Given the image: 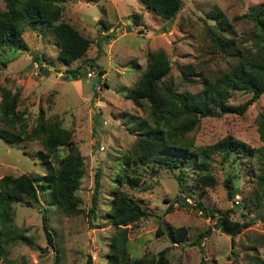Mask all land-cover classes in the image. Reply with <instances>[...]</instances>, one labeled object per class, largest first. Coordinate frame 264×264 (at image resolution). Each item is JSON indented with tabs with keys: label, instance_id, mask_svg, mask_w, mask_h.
I'll return each instance as SVG.
<instances>
[{
	"label": "rangeland",
	"instance_id": "1",
	"mask_svg": "<svg viewBox=\"0 0 264 264\" xmlns=\"http://www.w3.org/2000/svg\"><path fill=\"white\" fill-rule=\"evenodd\" d=\"M56 2L60 19L88 38L85 51L65 63L57 55L56 37L48 25H25L11 45L0 46V91L6 88L15 97L23 127H30L38 108H42L44 116L70 130L84 164L74 190L83 211L65 215L39 187L38 176L45 172V165L38 154L43 148L36 139L9 142L0 136V176L25 172L33 177L54 244L52 247L45 239L38 205L16 202L12 205V223L26 240L1 244L0 264H84L87 254L91 264H107L108 245L116 234L108 208L117 191H123L140 211L136 219L123 225L125 252L130 260H140L137 264H155L157 252L164 246L166 264H264V181L257 178L264 169V157L257 147L264 140L259 138L255 123L257 112L264 113V92L240 114L199 116L197 127L189 132L197 151L183 165L185 188L208 208L227 210L229 219L247 220L237 234L230 236L213 226L214 218L191 206L192 197L178 188L176 168L132 161L139 122H150L146 100L132 99L147 52L164 49L169 68L163 80L170 90L194 92L202 86L203 77L238 60L232 51L213 46L211 36L218 34L222 41L250 45L252 22L242 13L252 6L264 7V0H180L170 22L146 9L139 0ZM3 6L0 0V8ZM213 8L222 12L223 25L210 15ZM132 14H137L136 22H131ZM34 56H42L47 64L36 63ZM77 65V78L62 76L65 69ZM95 67L104 71L97 74ZM249 95L234 90L225 99L237 104ZM211 108L218 110L217 105ZM224 135L250 148L242 146L222 157L213 145ZM55 151L62 155L66 146L58 144ZM126 155L127 163L123 161ZM201 163L205 167L198 169ZM96 171L99 187L95 216L90 219L96 226L92 227L85 211ZM206 175L213 178V183L200 184V177ZM132 176L138 180L131 185L126 178ZM228 176L225 185L223 178ZM228 190L232 196H228ZM175 196L189 205L175 201ZM157 228L162 232L157 234ZM204 231L205 236L199 237ZM170 233L180 239L172 241Z\"/></svg>",
	"mask_w": 264,
	"mask_h": 264
},
{
	"label": "trees",
	"instance_id": "2",
	"mask_svg": "<svg viewBox=\"0 0 264 264\" xmlns=\"http://www.w3.org/2000/svg\"><path fill=\"white\" fill-rule=\"evenodd\" d=\"M57 0H3L4 6L0 8V46L11 45L17 35L23 31V27L34 26L45 23L53 31L57 41V55L65 63L79 57L88 45V38L82 35L74 26L60 19V5ZM146 8L170 22L180 7V0H139ZM137 14L131 15V22H136ZM210 15L215 17L219 25H223L225 19L217 8L210 10ZM242 16L252 22V33L250 45L234 44L222 41L218 34L211 36L212 45L222 50H230L237 54L238 60L231 66L222 70H215L211 75L202 79V86L194 91L175 92L169 89L163 80L169 65L163 48L149 50L147 52L145 67L140 74L137 86L132 94V99L139 102L144 98L147 102V116L150 122L143 119L139 122L138 136L133 142L132 161L144 163L155 162L156 166L174 170L178 188L182 193L192 197V207L199 208L209 217L214 218L213 226L218 227L230 236L237 234L242 227L248 224L247 220H231L228 218L227 210L216 212L205 206L200 198H194L185 188L183 165L187 162L196 149L192 146L193 136L189 132L196 128L199 116H219L222 113H242L247 105L264 92V7H249ZM104 27V26H103ZM106 34L105 37H108ZM34 61L45 62L42 56H34ZM90 59L89 64H92ZM190 66V65H189ZM80 66L65 69L62 74L64 78H77ZM97 74L104 70L95 67ZM240 90L250 92L244 101L232 104L226 102L230 91ZM212 105H217L218 110H213ZM0 136L6 141H16L19 138L26 140L36 139L43 150H38L45 172L38 176V185L45 189L47 199L57 205L65 215L78 214L83 211L78 205L79 196L74 192L78 187L79 178L84 171L83 158L78 147L70 137V130L57 121L43 115L42 108H38L35 121L30 127H23L20 116L15 108V97L10 95L9 90L1 88L0 91ZM258 136L264 140V113L257 112L255 117ZM14 127V129H12ZM64 144L66 152L62 155L56 153V146ZM248 147L246 143L224 135L214 145L222 157L231 151H239L241 147ZM169 149V150H168ZM259 154L264 157V144L257 147ZM168 150V151H167ZM131 154V155H132ZM128 155L123 159L127 163ZM201 163L200 168H204ZM260 182L264 181V169L257 175ZM120 181L119 176L116 177ZM137 176L127 177L128 184H134ZM229 176L223 178L227 185ZM213 183L209 175L200 177V184ZM98 172L93 178L90 203L86 215L89 224L94 227L90 219L95 216L98 193ZM232 196L231 190L227 191ZM182 205L189 202L174 197ZM167 199L168 198H164ZM16 202L38 205L42 221V228L47 243L52 244L50 233L47 229V216L44 207L40 204L37 188L33 177L25 172L17 175L10 173L0 176V255L1 244L13 243L17 240H26V235L12 223L13 208ZM237 203V202H236ZM235 205V204H234ZM237 208V204H236ZM140 215L137 205L131 203L125 197L123 191L112 194L108 208L110 222L116 227V234L110 239L108 245L107 264H137L140 260H130L125 252L124 242L126 239L124 226L126 223L136 219ZM180 230L182 228H179ZM161 229L156 233H161ZM206 231L200 232L199 237L205 236ZM172 241L180 239L179 236L169 234ZM180 241V240H179ZM200 246V245H199ZM167 247L164 246L157 252L155 264H166L163 257ZM234 254L233 251H230ZM201 260V259H200ZM130 261V262H129ZM202 261V260H201ZM21 264V263H20ZM84 264H91L90 256L87 254ZM232 264H236L234 261Z\"/></svg>",
	"mask_w": 264,
	"mask_h": 264
},
{
	"label": "water",
	"instance_id": "3",
	"mask_svg": "<svg viewBox=\"0 0 264 264\" xmlns=\"http://www.w3.org/2000/svg\"><path fill=\"white\" fill-rule=\"evenodd\" d=\"M46 63V62H45ZM47 64V63H46Z\"/></svg>",
	"mask_w": 264,
	"mask_h": 264
}]
</instances>
